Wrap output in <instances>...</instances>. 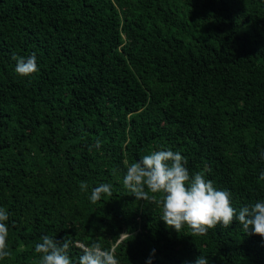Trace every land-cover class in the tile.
<instances>
[{
	"label": "trees",
	"instance_id": "obj_1",
	"mask_svg": "<svg viewBox=\"0 0 264 264\" xmlns=\"http://www.w3.org/2000/svg\"><path fill=\"white\" fill-rule=\"evenodd\" d=\"M32 54L39 70L17 75L12 57ZM159 150L236 209L264 200V0H0V264H39L44 235L117 244L119 264H264L238 221L177 233L159 195L125 189L127 166ZM101 183L112 195L93 204Z\"/></svg>",
	"mask_w": 264,
	"mask_h": 264
},
{
	"label": "clouds",
	"instance_id": "obj_2",
	"mask_svg": "<svg viewBox=\"0 0 264 264\" xmlns=\"http://www.w3.org/2000/svg\"><path fill=\"white\" fill-rule=\"evenodd\" d=\"M12 59L16 62L15 72L21 77L39 70L35 54L28 57L14 55ZM100 146L101 142L97 141L95 147ZM261 156L264 158V153ZM186 164V158L179 152L152 151L127 166L123 185L136 200L149 201L159 195L161 220L177 233L187 225L191 236H203L209 229L217 225L229 227L235 220L246 234L264 238V200L236 209L232 206L230 191L217 189L213 181L205 179L201 173L190 176ZM259 179L264 180V171L260 172ZM80 188L87 191V183L81 182ZM105 194L112 195V185L101 183L91 190L89 199L95 204ZM8 219L7 210L0 208V260L11 254L7 245L9 230L5 223ZM129 237L133 238L130 232H123L115 239L124 243ZM71 246H77L81 251L78 264H119L115 255L117 244L105 248L97 242L57 240L48 235L42 236L41 242L35 245V251L41 254L39 264H73L68 254ZM147 264H152V256ZM192 264L209 262L206 256L200 255Z\"/></svg>",
	"mask_w": 264,
	"mask_h": 264
}]
</instances>
